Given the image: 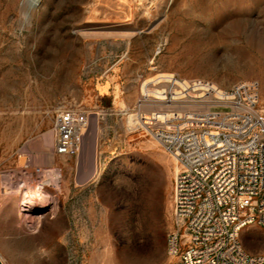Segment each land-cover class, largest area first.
<instances>
[{"label": "rangeland", "instance_id": "rangeland-1", "mask_svg": "<svg viewBox=\"0 0 264 264\" xmlns=\"http://www.w3.org/2000/svg\"><path fill=\"white\" fill-rule=\"evenodd\" d=\"M161 73L257 80L264 110V0H0L3 264L172 262L177 165L124 114ZM59 107L90 116L76 155L55 154ZM240 239L264 252L260 225Z\"/></svg>", "mask_w": 264, "mask_h": 264}, {"label": "built area", "instance_id": "built-area-1", "mask_svg": "<svg viewBox=\"0 0 264 264\" xmlns=\"http://www.w3.org/2000/svg\"><path fill=\"white\" fill-rule=\"evenodd\" d=\"M140 89L134 105L124 109L126 127L156 141L177 165L170 264H264V252H248L240 239L247 225L264 229L259 82L220 87L205 79L161 73L144 79ZM89 125L87 111L59 107L53 126L55 154H78Z\"/></svg>", "mask_w": 264, "mask_h": 264}, {"label": "bare ground", "instance_id": "bare-ground-1", "mask_svg": "<svg viewBox=\"0 0 264 264\" xmlns=\"http://www.w3.org/2000/svg\"><path fill=\"white\" fill-rule=\"evenodd\" d=\"M25 2H26V4L27 5H31V6H36V5H38L39 4V2H40V0H25ZM257 55V54H256ZM91 125V124H90ZM90 128V127H89ZM87 136V133L85 134V137ZM84 137V138H85ZM86 178L84 177H80L79 179H78V181L81 183V182H83L84 180H85ZM36 194H35V196H32V197H30V198H25V197H22V198H24V201H38V200H41L43 197H47L48 195L39 187V186H37L36 187ZM35 193V192H34ZM28 194V193H27ZM23 201V202H24ZM25 203V202H24ZM22 210V209H21ZM32 217V216H31Z\"/></svg>", "mask_w": 264, "mask_h": 264}, {"label": "water", "instance_id": "water-1", "mask_svg": "<svg viewBox=\"0 0 264 264\" xmlns=\"http://www.w3.org/2000/svg\"><path fill=\"white\" fill-rule=\"evenodd\" d=\"M0 264H3L2 261H1V259H0Z\"/></svg>", "mask_w": 264, "mask_h": 264}]
</instances>
